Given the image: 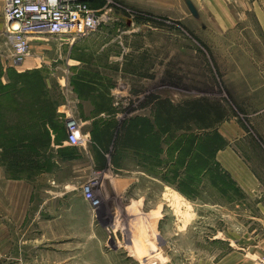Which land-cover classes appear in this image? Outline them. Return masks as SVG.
I'll return each instance as SVG.
<instances>
[{
    "label": "rangeland",
    "instance_id": "obj_1",
    "mask_svg": "<svg viewBox=\"0 0 264 264\" xmlns=\"http://www.w3.org/2000/svg\"><path fill=\"white\" fill-rule=\"evenodd\" d=\"M250 7L242 0H111L92 35L34 40L30 66L0 65V84H10L13 96L0 102V166L17 179L51 174L80 191L97 181L103 249L129 264H200L169 259L174 240L184 249V233L189 250L209 254L216 244L228 249L211 239L235 237L236 251L254 249L255 264L264 258V212L243 191L223 194L211 182L221 173L213 159L222 123L236 117L259 136L260 118L235 104V31H261ZM11 51L1 32L0 60ZM46 112L64 127L62 135L50 132L49 146L38 118ZM70 118L88 136L79 148L65 143ZM208 162L212 171L202 175Z\"/></svg>",
    "mask_w": 264,
    "mask_h": 264
},
{
    "label": "crops",
    "instance_id": "obj_2",
    "mask_svg": "<svg viewBox=\"0 0 264 264\" xmlns=\"http://www.w3.org/2000/svg\"><path fill=\"white\" fill-rule=\"evenodd\" d=\"M242 2L251 5L261 31H235V104L246 116L260 118L254 124L259 136H251L236 117L222 123L217 131L227 146L216 153V161L245 195L257 199L258 209L264 212V0ZM3 13L4 0H0V35L5 30ZM11 56L12 51L8 57H1L3 68L12 66ZM30 64L24 60L18 66ZM71 187L69 182H57L46 173L17 179L0 166V264H129L127 257L103 249V231L97 229L95 219L98 212L84 199L82 190ZM187 239L186 233L182 234L180 245L184 249L174 240L170 260L251 264L249 257L255 253L253 248L236 251L235 237L211 239L225 241L228 246L224 251L216 244L213 254L198 252L193 246L189 250ZM262 244L259 253L264 257V239Z\"/></svg>",
    "mask_w": 264,
    "mask_h": 264
},
{
    "label": "built area",
    "instance_id": "obj_3",
    "mask_svg": "<svg viewBox=\"0 0 264 264\" xmlns=\"http://www.w3.org/2000/svg\"><path fill=\"white\" fill-rule=\"evenodd\" d=\"M98 0H4L3 34L10 40L12 47L11 62L21 65L34 40L51 37H72L80 39L95 33L105 22L111 0H100L102 7L95 6ZM79 123L70 118L66 123L69 147L79 148L85 144L86 136L79 133ZM98 182L90 180L81 186L84 199L96 212L100 199L95 196ZM255 264H264L258 258Z\"/></svg>",
    "mask_w": 264,
    "mask_h": 264
},
{
    "label": "trees",
    "instance_id": "obj_4",
    "mask_svg": "<svg viewBox=\"0 0 264 264\" xmlns=\"http://www.w3.org/2000/svg\"><path fill=\"white\" fill-rule=\"evenodd\" d=\"M12 97L13 96H12V93H11V86H10V84L9 85H2V84H0V102L3 103L5 101H13ZM38 118L40 119V122H42L43 125H47L48 126V129L44 132V134H45L44 135V138L46 140H48V144H46L45 146H49V142L51 141V133L50 132L53 131L56 135H59V134L62 135V132L64 130V127H62L61 125L60 126L59 125H56L54 123V114H52L50 112H48V113L47 112L46 113H42ZM168 126H169V124H168ZM150 132H151V127H150ZM216 138L219 140L220 145L216 149L215 154L219 150H221L222 148H224L227 145V143L224 141V138L218 132L216 133ZM129 140L131 142L130 144H132V142H134V140L131 138V136H129ZM194 142H195L194 140L191 141V143H194ZM191 143L189 145H191ZM178 151H181V153L183 152L182 154L183 155H186V158L189 157V155L191 154V151L189 149L188 150L185 149L184 151H182L181 149H179ZM191 164H189V166H188V172L191 173L190 177L192 176L193 178H195L197 180L198 178L194 174L195 171H196V168L193 165V167L191 169ZM210 164L211 163L208 162L205 165V168H202L201 174H202L203 171L205 172V174H208V173H210L212 171V167H211ZM213 164L216 165V166H218L219 169H221V173L220 174H216V175H213L212 174L211 175V182H212V184L214 186H217V187L221 188L220 190H222L221 192L223 194H226L228 192V190H230V191L232 190V192H235V190L236 191H241L239 189V187L237 186V184L235 183L234 179L227 172H225L221 168L220 164L216 161L215 158L213 159Z\"/></svg>",
    "mask_w": 264,
    "mask_h": 264
}]
</instances>
